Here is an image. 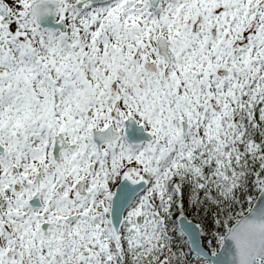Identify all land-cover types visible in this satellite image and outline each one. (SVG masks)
I'll use <instances>...</instances> for the list:
<instances>
[{"label": "snow or ice", "instance_id": "6c2138e0", "mask_svg": "<svg viewBox=\"0 0 264 264\" xmlns=\"http://www.w3.org/2000/svg\"><path fill=\"white\" fill-rule=\"evenodd\" d=\"M0 264H264V0H0Z\"/></svg>", "mask_w": 264, "mask_h": 264}]
</instances>
